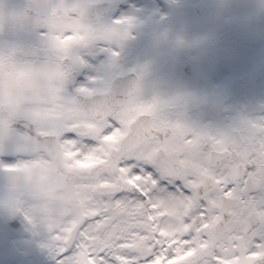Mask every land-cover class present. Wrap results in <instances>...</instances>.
<instances>
[{"label":"snow or ice","instance_id":"1","mask_svg":"<svg viewBox=\"0 0 264 264\" xmlns=\"http://www.w3.org/2000/svg\"><path fill=\"white\" fill-rule=\"evenodd\" d=\"M94 7L0 0V60L30 49V66L42 70V57H54L67 80L48 107L76 113L58 138L35 144L41 125L17 124L0 145V167L12 174L53 147L102 158L81 177V212L44 242L55 264H264V113L212 130L169 102L143 99L140 73L124 86L116 64L131 18L114 5L103 20Z\"/></svg>","mask_w":264,"mask_h":264},{"label":"rangeland","instance_id":"2","mask_svg":"<svg viewBox=\"0 0 264 264\" xmlns=\"http://www.w3.org/2000/svg\"><path fill=\"white\" fill-rule=\"evenodd\" d=\"M112 1L113 6L119 5L120 16L132 20L130 35L116 44L120 51L118 57H125L126 62L120 64L116 61V64L120 72L135 69L148 76V101L158 98L166 102L183 100L198 104L224 92L229 99L224 101V105L229 103L235 107L233 101H241L238 86L243 91L251 82L253 84L249 86L248 92L252 97L245 105L246 117L254 118L264 113L259 108L264 106V84H260V81H264V25L252 22L264 12V0H251L246 15H241L238 8L227 10L232 7L228 0ZM9 2L23 4L26 0ZM114 11L115 7L102 19L111 20ZM232 42H238L242 50L233 49L227 51L228 55H220L222 50H226L225 46ZM30 54V49H23L15 53V58L0 60V145H7L12 139L10 132L19 131L17 124L25 128L36 123L41 125L38 134H31L35 144L42 140V133L61 129L63 121L76 114L71 108L48 107L49 98L66 87V70L55 66V59L51 56L42 57L43 69L35 70L30 66L34 59ZM185 60L194 63V73L192 77L178 79L179 75L174 74L173 68ZM154 76L157 81L152 79ZM229 91H235L236 95L233 96ZM204 108L197 107L196 111H190L187 120L193 121L199 113L209 117V111ZM224 113L228 114L219 116L220 120H216L214 129L218 126L226 129V125L235 122L237 110ZM205 121L203 119L201 124ZM95 158L101 159L95 153H89L82 159ZM80 160L75 151L66 150L60 153L57 163L51 157L38 156L13 170L14 173L23 174L29 182L34 179L38 181L40 191L46 196L42 204L46 229H50V225L58 226L57 221L64 219L61 212L67 208L74 214V204L77 202L83 207L81 198L77 195L80 201L76 200L71 194V188L83 189L80 180L72 185L64 181L65 170L79 164ZM7 175V170L0 167V188L4 186ZM16 219L22 221L21 232L9 229L10 220L0 216V264H35L26 229L37 235L42 247L52 253L44 243L50 233L43 235L23 217ZM26 219L31 222L30 217ZM53 221L55 223L51 224Z\"/></svg>","mask_w":264,"mask_h":264},{"label":"clouds","instance_id":"3","mask_svg":"<svg viewBox=\"0 0 264 264\" xmlns=\"http://www.w3.org/2000/svg\"><path fill=\"white\" fill-rule=\"evenodd\" d=\"M228 3L232 7L227 10L234 11L238 8L241 15H246L251 0H228ZM252 22L264 25V12ZM45 200L46 196L40 191L38 181L34 179L29 182L20 173L8 174L4 186L0 188V216L9 220L23 217L28 224L45 235L46 227L43 222L45 210L42 207ZM26 217H30L31 222Z\"/></svg>","mask_w":264,"mask_h":264},{"label":"flooded vegetation","instance_id":"4","mask_svg":"<svg viewBox=\"0 0 264 264\" xmlns=\"http://www.w3.org/2000/svg\"><path fill=\"white\" fill-rule=\"evenodd\" d=\"M143 89L145 91L143 99L149 100L148 93H147L148 92V87H147L146 83H143ZM229 93L233 94V96L236 95L235 91H229ZM238 97L241 98L240 93L238 94ZM212 98L208 100V102L210 101L209 104L212 105V103H213V107L210 108V109H207L209 111V112H207L209 117H205V116H203V114L199 113L198 116H196L194 114L195 118H194L193 121H188L187 120L188 113L190 111H194V110L196 111L197 108L193 107L191 104H188L186 102L177 103L178 107H176V110L178 111L180 117L183 120L187 121L188 123L193 124L195 126H205V127H208L209 129H212V130H220V129H222V126H218L217 129H214V125H215V122H216L217 119H218V121L220 120L219 116H222L223 114H225L224 113L225 111H236L237 110V114H235V118H234L235 122L237 120H239L241 117H246L247 116V111L242 107L241 101L239 103H235L234 102L233 105L235 107H233L232 105L230 106L229 103H227V106L224 105V101L229 100L228 96L224 92H220L215 97H212ZM198 109H200V108H198ZM204 109H206V108H204ZM213 111H215V112H213ZM227 114H225V115H227ZM203 119H205L206 121H205V123L201 124V121ZM228 126L229 125H226V128ZM110 139L117 140V139H119V137L118 136H113ZM101 161H102V159H101ZM81 191H83V189H74V188H72L71 189V194L75 197L76 200H79L76 197L78 195L79 198H81L80 200L84 203V193L81 192ZM74 205H75V213L73 214L72 211L68 210L67 211V218L63 219V220H60V221H57V222H59L58 226L57 225H51L50 229H46V233H51L52 229H54L56 227H59V226H62L63 224H65L66 221L69 220L70 217L78 215L81 212V210H82V206H81L80 202H77ZM53 223H55V222L54 221L51 222V224H53ZM72 226H73V228L75 227V221L72 222ZM70 231H71V229H70ZM27 233L29 234V232H27ZM46 250H47V253H46L47 261H46L45 264H55V258L53 256V254L49 251V249H46Z\"/></svg>","mask_w":264,"mask_h":264},{"label":"water","instance_id":"5","mask_svg":"<svg viewBox=\"0 0 264 264\" xmlns=\"http://www.w3.org/2000/svg\"><path fill=\"white\" fill-rule=\"evenodd\" d=\"M93 4L99 6V7H94V8L91 9V11H92L94 16H100V15L106 13L109 10V2H107V1L96 2V3H93ZM127 75L131 76L130 74H127ZM129 79L130 78L128 76H126V75L120 76V83L124 84V86H128ZM132 79L134 81L136 78H134L132 76ZM44 137H51V136L50 135H44L43 138ZM54 149H57V147L51 148L50 152H52L53 156H57V153L56 152L53 153V151H52Z\"/></svg>","mask_w":264,"mask_h":264}]
</instances>
